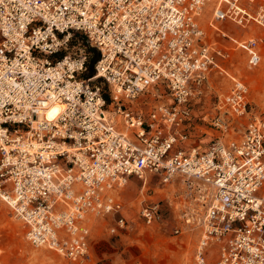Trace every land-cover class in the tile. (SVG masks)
<instances>
[{
    "label": "built area",
    "instance_id": "built-area-1",
    "mask_svg": "<svg viewBox=\"0 0 264 264\" xmlns=\"http://www.w3.org/2000/svg\"><path fill=\"white\" fill-rule=\"evenodd\" d=\"M255 29L264 0H0V197L27 240L84 264L92 216L125 226L118 190L180 178L185 222L202 231L196 264H264V118L224 64L232 49L263 62ZM74 32L100 54L91 77V51H68ZM212 72L232 84L203 117L218 131L203 146L191 99ZM151 90L168 100L135 102ZM52 104L62 110L48 118ZM160 210L151 197L140 216L153 226Z\"/></svg>",
    "mask_w": 264,
    "mask_h": 264
},
{
    "label": "rangeland",
    "instance_id": "rangeland-1",
    "mask_svg": "<svg viewBox=\"0 0 264 264\" xmlns=\"http://www.w3.org/2000/svg\"><path fill=\"white\" fill-rule=\"evenodd\" d=\"M231 28L236 34L245 32L238 27ZM255 33L264 34V31L255 29ZM221 42L229 44L227 39H222ZM85 48L91 51V65V59L97 50L90 47L83 33L74 32L68 51L75 52ZM231 51V57L224 63L225 67L231 76L242 77L249 83L252 113L264 118V60L258 67L250 68L244 51ZM231 84L232 79L227 74L212 72L191 99L192 111L200 126L196 129V134L203 146L213 137L212 133L218 134L203 117L215 113L219 97L227 93ZM154 92L156 91L151 90L135 102L148 109L159 101L168 100ZM249 117L250 115H244L235 118V124L240 131L245 129ZM149 179L142 192L143 183L135 178L120 191V197L125 204L124 227L117 226L116 216L113 214L94 215L87 221L92 231L91 256L84 264H196L195 250L202 231L199 227L187 225L185 222L183 210L191 201H186L188 198L184 181L177 178L171 183L163 184L159 176ZM151 197L161 200V218L153 226L147 225L140 216L141 207ZM114 226H117L115 231L112 230ZM176 228H180L178 233ZM218 249L217 245L213 246L210 255L216 256ZM0 264L75 263L54 249L32 245L26 238L22 222L0 197Z\"/></svg>",
    "mask_w": 264,
    "mask_h": 264
},
{
    "label": "bare ground",
    "instance_id": "bare-ground-1",
    "mask_svg": "<svg viewBox=\"0 0 264 264\" xmlns=\"http://www.w3.org/2000/svg\"><path fill=\"white\" fill-rule=\"evenodd\" d=\"M62 107L58 104H52L50 105L45 111L44 114L48 117V118H53L58 116V114L61 112ZM119 192L122 191V188L120 190H118ZM18 219V218H17Z\"/></svg>",
    "mask_w": 264,
    "mask_h": 264
},
{
    "label": "trees",
    "instance_id": "trees-1",
    "mask_svg": "<svg viewBox=\"0 0 264 264\" xmlns=\"http://www.w3.org/2000/svg\"><path fill=\"white\" fill-rule=\"evenodd\" d=\"M99 57H100V54H99L98 51H96L94 53L93 58L91 59V65H90V68H89V70L87 71V73L85 75L86 77H91V76H93L95 74L94 63Z\"/></svg>",
    "mask_w": 264,
    "mask_h": 264
}]
</instances>
